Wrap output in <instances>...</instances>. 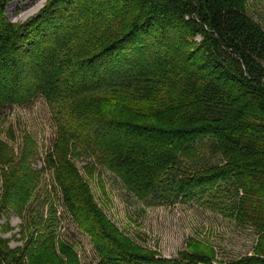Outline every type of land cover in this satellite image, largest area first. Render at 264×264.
I'll return each mask as SVG.
<instances>
[{
	"label": "trees",
	"instance_id": "trees-1",
	"mask_svg": "<svg viewBox=\"0 0 264 264\" xmlns=\"http://www.w3.org/2000/svg\"><path fill=\"white\" fill-rule=\"evenodd\" d=\"M8 1L0 115L43 103L54 132L44 151L26 132L8 159L2 207L30 225L18 248L0 237V264H264V26L248 0H48L26 23L4 16ZM74 41L81 52L67 50ZM121 88L137 96L136 111L54 108L60 97ZM69 143L90 159L88 173L108 169L148 204L229 182L237 219L258 234L254 253L217 262L202 244L175 258L133 245L103 219Z\"/></svg>",
	"mask_w": 264,
	"mask_h": 264
},
{
	"label": "rangeland",
	"instance_id": "rangeland-1",
	"mask_svg": "<svg viewBox=\"0 0 264 264\" xmlns=\"http://www.w3.org/2000/svg\"><path fill=\"white\" fill-rule=\"evenodd\" d=\"M47 1L10 0L3 14L12 22L26 23L41 12ZM248 10L264 26V0H248ZM82 46V42L74 41L67 50L79 53ZM121 89L115 95L113 89H104L60 97L54 108L64 114L71 109L95 115L97 111L104 110V117L108 118L120 111H136L133 108L139 105L137 96L131 95L130 89ZM51 120L49 107L43 103L32 110L15 108L0 115V237L6 239L12 249L24 243L30 219L27 217L25 220L16 209L2 207L5 171L9 167L7 162L10 156L19 153L26 132L38 139L40 149L44 151L47 138L53 137ZM207 146L203 148V155L214 163L218 156L212 154ZM64 148L69 158L81 168L103 219L133 245L143 247L157 257L175 258L187 251L190 245L202 244L214 249L217 262H229L254 253L258 234L249 222L237 219L234 208L237 196L229 182H222L219 187L200 192L191 199H179L170 204H148L132 195L108 169L96 167L94 173H88L83 167L90 159L73 156L78 148L72 143L65 144ZM43 184H50L48 175Z\"/></svg>",
	"mask_w": 264,
	"mask_h": 264
}]
</instances>
